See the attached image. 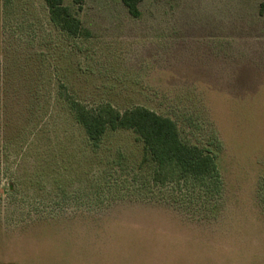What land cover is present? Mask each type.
<instances>
[{
	"label": "rangeland",
	"instance_id": "1",
	"mask_svg": "<svg viewBox=\"0 0 264 264\" xmlns=\"http://www.w3.org/2000/svg\"><path fill=\"white\" fill-rule=\"evenodd\" d=\"M63 4L88 35L0 0V264H264V0ZM72 100L168 116L218 190L155 180L130 129L92 143Z\"/></svg>",
	"mask_w": 264,
	"mask_h": 264
},
{
	"label": "trees",
	"instance_id": "2",
	"mask_svg": "<svg viewBox=\"0 0 264 264\" xmlns=\"http://www.w3.org/2000/svg\"><path fill=\"white\" fill-rule=\"evenodd\" d=\"M50 21L70 37L88 35L78 17L63 4V0H44ZM79 6L83 0H74ZM131 17L140 15L142 0H121ZM75 119L83 127L89 140L97 144L107 130L130 129L142 141L144 149L153 161L155 180L167 177L177 179H205L214 191L220 178L214 158L195 145L183 142L175 122L141 105L119 111L108 102L88 106L76 100L70 101ZM145 158V157H144ZM171 175V176H169ZM205 188H209L206 186Z\"/></svg>",
	"mask_w": 264,
	"mask_h": 264
}]
</instances>
